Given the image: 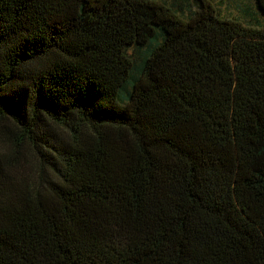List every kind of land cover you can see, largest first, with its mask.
<instances>
[{
	"label": "trees",
	"instance_id": "1",
	"mask_svg": "<svg viewBox=\"0 0 264 264\" xmlns=\"http://www.w3.org/2000/svg\"><path fill=\"white\" fill-rule=\"evenodd\" d=\"M0 264H264V23L0 0Z\"/></svg>",
	"mask_w": 264,
	"mask_h": 264
},
{
	"label": "rangeland",
	"instance_id": "2",
	"mask_svg": "<svg viewBox=\"0 0 264 264\" xmlns=\"http://www.w3.org/2000/svg\"><path fill=\"white\" fill-rule=\"evenodd\" d=\"M175 9L182 17L189 18L199 9L200 0H160ZM223 17L236 18L247 25L258 26L264 23V13L257 0H209ZM149 46L134 45L129 49L138 72Z\"/></svg>",
	"mask_w": 264,
	"mask_h": 264
}]
</instances>
